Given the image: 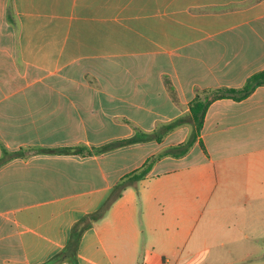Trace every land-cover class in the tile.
<instances>
[{"label":"crops","instance_id":"0c3cea01","mask_svg":"<svg viewBox=\"0 0 264 264\" xmlns=\"http://www.w3.org/2000/svg\"><path fill=\"white\" fill-rule=\"evenodd\" d=\"M261 70L264 0H0V158L24 153L0 165V264L48 262L152 157L57 264H264V85L213 101L183 156L159 154L190 123L100 154L39 151L151 133ZM212 201L228 225L199 246Z\"/></svg>","mask_w":264,"mask_h":264},{"label":"trees","instance_id":"16d2710c","mask_svg":"<svg viewBox=\"0 0 264 264\" xmlns=\"http://www.w3.org/2000/svg\"><path fill=\"white\" fill-rule=\"evenodd\" d=\"M262 85H264V70L251 75L247 79L244 86L240 88H216L198 91L196 96L190 103L189 115L181 116L171 122L161 124L155 131L151 133L142 130H136V133L131 137L112 141L92 148L85 144H81L78 146L58 148H40L39 151L46 153L65 154H100L129 144L145 142L154 139L157 141H161L163 137L171 130L180 125L190 123L192 125V130L188 139L178 144L177 146L169 148L167 151L161 152L159 154V156L168 154H172L174 156H183L191 149V147L195 144L199 135L201 134L207 110L213 101L223 97L243 99L249 96L257 87ZM23 154V150H19L11 154L7 150H4V156L0 158V165L10 160V158L12 157L22 156ZM154 159L155 158L153 157L148 159V161L141 168L133 171L126 178H124V180H122L116 187V191L112 194L110 199L100 210L84 217L82 220L77 222L72 229L71 239L67 248L55 255L48 262L42 264H57L64 260H69L75 263V258L83 231L88 226H90L92 222L101 219L106 214L111 204L121 195L125 187H127L128 185L136 184L139 180L144 179L148 175L153 166Z\"/></svg>","mask_w":264,"mask_h":264},{"label":"rangeland","instance_id":"374dc122","mask_svg":"<svg viewBox=\"0 0 264 264\" xmlns=\"http://www.w3.org/2000/svg\"><path fill=\"white\" fill-rule=\"evenodd\" d=\"M215 201H212V203L209 204V206L204 209V214L202 216V220L199 223V228L197 229L195 235H194V241H199V246L203 245V241L206 239L208 241V245H212V242H215L216 244L220 245L219 243L223 239V234L226 231L225 225H228L226 222H224V208H218L216 212L211 211L215 207ZM222 205V204H221ZM212 218L213 222L210 224L209 219ZM257 225V234H262L260 232L261 228L263 230L264 234V219L259 220V223ZM254 226L253 224V233L254 234ZM220 234V235H215ZM206 237V238H205ZM224 246H233V244L225 243ZM238 245V244H237Z\"/></svg>","mask_w":264,"mask_h":264}]
</instances>
